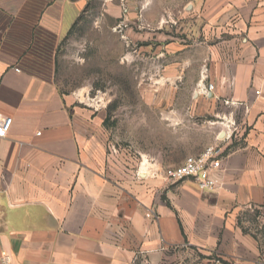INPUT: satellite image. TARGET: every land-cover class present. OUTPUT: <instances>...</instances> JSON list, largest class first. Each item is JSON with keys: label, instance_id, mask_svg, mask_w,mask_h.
Segmentation results:
<instances>
[{"label": "crops", "instance_id": "0c3cea01", "mask_svg": "<svg viewBox=\"0 0 264 264\" xmlns=\"http://www.w3.org/2000/svg\"><path fill=\"white\" fill-rule=\"evenodd\" d=\"M81 10L78 0H0V119H12L0 139V264H206L188 247L264 264V238L238 223L243 208L264 209V100L255 95H264V0L197 3L216 41L194 100L234 123L205 192L189 179L166 182L162 170L217 143L226 126L212 125L207 145L189 146L185 132L178 157L150 153L141 173L140 158L113 157L101 119L41 72Z\"/></svg>", "mask_w": 264, "mask_h": 264}, {"label": "rangeland", "instance_id": "374dc122", "mask_svg": "<svg viewBox=\"0 0 264 264\" xmlns=\"http://www.w3.org/2000/svg\"><path fill=\"white\" fill-rule=\"evenodd\" d=\"M78 1L82 10L75 27L53 48L52 70L41 72L101 119L108 152L139 157L144 173L150 153L178 157L184 144L175 139L185 132L189 146L207 145L220 119L211 117L212 104L193 96L216 41L213 24L198 15L202 0ZM191 110L205 114L173 113ZM238 223L244 233L264 238V209L243 208ZM188 251L198 262L235 264L219 258L217 250L216 257Z\"/></svg>", "mask_w": 264, "mask_h": 264}, {"label": "built area", "instance_id": "2783aa9c", "mask_svg": "<svg viewBox=\"0 0 264 264\" xmlns=\"http://www.w3.org/2000/svg\"><path fill=\"white\" fill-rule=\"evenodd\" d=\"M17 71H19L17 69ZM214 86L208 83L206 92H212ZM255 95L264 100V95L260 91H256ZM227 106H238V102L225 101ZM12 119L5 117L0 119V139L6 137L10 130ZM220 123L226 126L229 133L224 134L218 138V142L209 145L203 149L199 154L188 156L182 164L174 167H167L162 170V176L168 183H177L186 179L192 180L200 191H212L216 187V182L213 177L214 171L218 170L221 163V157L225 152L226 147L224 143L231 139L233 131L231 130L234 123H228L220 120ZM235 130V128H234ZM223 134V133H221ZM138 176V172H137ZM153 213L150 211L146 214L148 218L152 217Z\"/></svg>", "mask_w": 264, "mask_h": 264}, {"label": "trees", "instance_id": "16d2710c", "mask_svg": "<svg viewBox=\"0 0 264 264\" xmlns=\"http://www.w3.org/2000/svg\"><path fill=\"white\" fill-rule=\"evenodd\" d=\"M78 18H79V17H78ZM78 18H77L76 21L72 24V26L70 27V29H69V31L67 32L66 36H67L68 34H70V32L73 30V28L75 27V25H76V23H77Z\"/></svg>", "mask_w": 264, "mask_h": 264}]
</instances>
